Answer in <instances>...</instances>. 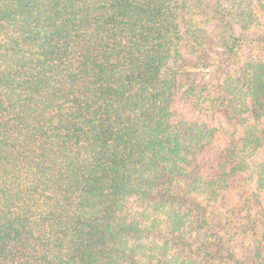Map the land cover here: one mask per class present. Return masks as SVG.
Returning a JSON list of instances; mask_svg holds the SVG:
<instances>
[{
  "label": "trees",
  "instance_id": "1",
  "mask_svg": "<svg viewBox=\"0 0 264 264\" xmlns=\"http://www.w3.org/2000/svg\"><path fill=\"white\" fill-rule=\"evenodd\" d=\"M177 98L238 128L231 170L190 166L220 129ZM247 170L264 191V0H0V264H160L177 241L174 264H207L209 208Z\"/></svg>",
  "mask_w": 264,
  "mask_h": 264
},
{
  "label": "rangeland",
  "instance_id": "2",
  "mask_svg": "<svg viewBox=\"0 0 264 264\" xmlns=\"http://www.w3.org/2000/svg\"><path fill=\"white\" fill-rule=\"evenodd\" d=\"M205 12H208L210 16L213 15V12L208 11V9ZM204 18L208 23H203L217 36L219 33L217 19L208 20L206 14L201 16V19ZM249 52L250 48L244 47L243 53L246 55ZM207 58L206 61L209 64H218L222 58H227V56L212 53L208 54ZM235 67L233 66V68ZM214 70L215 68L210 67L209 72L202 71L195 75V78L200 80V83L207 85L212 93H214L213 90L221 87L227 73L226 69L218 70V73H214ZM187 103L184 98L176 99V108L181 118L193 122L195 120L201 123L213 122L220 129L212 146L196 153L190 166L195 171L210 176L220 171L221 163H225L226 169H230L234 165V157L231 152L234 153L236 148H228V145L238 139L236 135L239 133L238 128L233 125L223 110H217L214 116L211 112L207 113L208 111L206 114L204 113L205 115L198 114ZM189 169L191 168L189 167ZM227 181L226 188L220 190V200L215 206L210 207L207 213V219L211 226L217 227V233L223 237L224 246L220 249L215 245L210 246L209 251L217 255L211 258L212 260L207 264H238V260L243 264H264V191L257 189L256 180L250 175L249 170L238 172L236 175L230 172ZM196 212L194 210L193 213L189 214L188 223L193 222L198 217ZM259 214H262L263 223L257 227L254 218ZM189 228L187 225V229ZM162 239L165 237L158 238L164 242ZM179 242L177 241L176 246L173 244L174 248L170 250L168 255L160 258V264H174L178 255L184 257V251L178 247ZM255 252L259 253L260 260H256ZM157 260L155 259V261ZM201 264L206 263L201 262Z\"/></svg>",
  "mask_w": 264,
  "mask_h": 264
}]
</instances>
